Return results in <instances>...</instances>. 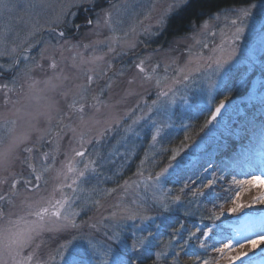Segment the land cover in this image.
I'll use <instances>...</instances> for the list:
<instances>
[{
    "label": "rangeland",
    "instance_id": "obj_1",
    "mask_svg": "<svg viewBox=\"0 0 264 264\" xmlns=\"http://www.w3.org/2000/svg\"><path fill=\"white\" fill-rule=\"evenodd\" d=\"M102 1L96 0L98 6L95 8L90 4L86 8H76L73 7L76 0H5L8 8H0V34L6 33L9 39L27 37L34 42H42L36 44L30 53L45 68V71L34 69L31 73L32 79L40 81L36 89H44L43 81L54 72L68 77L64 87L55 92H29L28 83L31 81L26 83L23 78L18 80L15 92L0 88V149L8 145L14 134L24 132L31 124L39 129L38 132H32L33 139L39 135L44 136L43 144L38 143L37 148L51 152L59 143L60 154L57 156V168H59L61 163L65 162V154L68 157L73 155L68 144L72 132L66 127L71 125L72 128H77V137L71 145L72 148L80 147L79 133L82 131L85 139L83 147L91 158L101 159V163L106 166L120 158L123 164L114 169L113 177L102 176L97 180L94 173H89L86 182L79 185L84 191L74 192L72 188H61V184L71 183L73 174H68L67 181L63 178L58 180L55 171L49 174V182L40 195L52 199L53 202L67 198L70 206L66 205L64 211L79 212L80 214L74 219L81 227L68 229L60 234L48 232L42 234L44 243L38 251V258L45 264H60L58 258L56 261L48 259L50 254L55 255L58 245L54 239L57 235L65 236L69 241L73 236L82 237L73 242V251H82L90 236L102 246L105 241V226L110 228L116 223L115 220L106 219L113 212L119 215L124 207L131 205L133 200L138 203L146 200L148 204H151L154 198L162 200L168 195V189L172 190L171 195L178 194L181 184L189 179L199 183V179L203 176L200 165L204 159H207L208 154L231 163L233 174L238 180H249L254 176L264 180V32L259 29L257 15L254 20L247 22L249 26L244 29L240 39L234 40L232 36L235 27L231 23L236 19L239 9L249 8L254 13H259L264 2L217 12L193 26L188 34L169 42L153 45L152 43L161 34L166 19L181 8L178 6V0H112L108 3ZM252 5L256 7L252 8ZM170 7L171 11H169ZM68 12L75 13V16L67 17L69 26L65 28L63 23L57 25L58 19L63 20L64 14ZM78 14L83 17L84 23L79 24V28H73L71 24H75ZM108 14L111 15V19L105 23ZM85 18L91 19L93 23L87 25ZM98 19L99 27L96 24ZM162 19L163 24L160 23ZM205 22L208 24V29L201 30L200 25ZM53 27H57L58 31L65 30L66 40L55 39V33L50 31ZM35 29L38 31H35L34 37H28V34ZM126 40L134 42L135 48L129 49ZM197 40L201 43H196ZM89 44L92 46L83 47ZM109 44L115 51L109 52ZM41 49L45 50V57H55L57 69H51L45 60L40 59ZM81 56L85 60L93 56H103L104 61H98L95 65L81 64ZM73 57L76 59L74 60ZM141 59L146 60L145 67L149 71L159 63L160 77L165 75L171 77L173 70L189 59H199L202 72L197 74L195 80L189 82L187 88L183 85L175 86L179 89L175 97L176 103L169 105L167 112L154 110L149 114L145 101L150 106L152 100L156 99L158 89L154 80L151 82L143 80V74L134 67ZM216 59L222 60V66L219 68L214 63ZM105 61L111 63L110 71L105 67ZM9 63L7 56L0 57V64L6 66ZM166 65L169 66L167 74L164 72ZM87 68H105L109 71L113 88L102 97L107 106H98L99 110L89 108L86 117L89 121L88 125L77 127L80 123L77 116L68 119L67 105L72 100V94L70 93L65 99L60 92L84 83L82 72ZM121 71L124 73L123 76L119 75ZM133 78H135L134 83L129 85L128 80ZM11 80L12 75L5 74V77L0 79V85L8 83L9 88H12ZM21 84H23L22 89ZM163 86H172L171 80ZM128 91L133 95H126ZM94 93L95 88L90 95ZM5 95L9 100L7 104H5ZM49 100L56 101L58 108V111L51 113L50 122L47 115H39L36 119H32L33 115L46 111ZM221 100L225 103V110L215 121L207 124ZM141 116L145 118L133 124V121ZM12 121H15V124ZM153 121L164 125L155 143L151 139L154 132ZM129 125L133 128L131 132L125 131ZM9 128L14 131L9 133ZM186 136L187 140H185ZM88 141L92 142L88 143ZM174 149L180 150L177 160H182V167L178 170H170L171 179L163 181L159 188L155 186L145 188L144 184L137 187L131 183L143 180L150 173L166 167ZM223 152L227 155L222 156ZM146 154L147 160H145ZM134 159L136 161L133 172L123 177L124 179L121 178V174L128 169V164ZM142 160H145L142 168L144 176L138 177L136 173L140 169ZM35 162L39 167L41 162L39 153ZM172 163L175 164L174 161ZM79 167L82 168L83 165ZM16 170H19V165ZM231 178L229 176V181ZM125 181H129L127 189L123 187ZM75 187L77 186L74 185L73 188ZM113 189L115 191H109ZM5 190L6 186H0V191ZM256 190L252 188V194H255ZM248 199L249 196L245 193L242 202H247ZM85 200H87L86 205ZM94 200H99L100 203L97 205L93 203ZM0 207H3L5 213L3 218H0V229L9 227L10 220L20 221L19 227L25 228L35 219L27 215L28 209L21 204L19 198L15 201V206L0 205ZM245 211L261 213L264 212V206L255 205ZM149 214L156 216L157 212L151 211ZM242 215L243 213H226L225 217H221V221H218L223 224L225 240L231 239L237 244L242 241L244 226L237 218ZM180 218L184 217L181 215ZM161 219L163 217L150 222L152 230H155V224H159ZM185 219L199 221V216ZM91 224H96L99 231L88 227ZM197 225L192 224L186 228L194 230ZM163 230L164 228H161L159 232ZM169 235L170 230H165L159 240L166 242ZM235 250L248 253L236 264H264V246L253 250L247 247ZM188 251H197L194 243L189 245ZM93 264H97L96 257H93Z\"/></svg>",
    "mask_w": 264,
    "mask_h": 264
},
{
    "label": "snow or ice",
    "instance_id": "obj_2",
    "mask_svg": "<svg viewBox=\"0 0 264 264\" xmlns=\"http://www.w3.org/2000/svg\"><path fill=\"white\" fill-rule=\"evenodd\" d=\"M89 4L92 8L98 6L96 0H76L73 7L86 8ZM178 6L187 7V0H182V2L178 0ZM255 7L256 5H252V8ZM0 8H8L5 0H0ZM169 11H171V7ZM257 15L259 16L257 21L259 29L264 32V5H261L259 13H254L249 8H242L237 11L236 19L231 21L235 27L232 38L234 40L240 39L244 29L249 26L247 22L254 20ZM68 16H75V13L68 12L64 14L63 20L58 19L57 25L63 23L67 28L69 26ZM110 19L111 15L108 14V20L105 23ZM85 23L91 25L93 21L85 18ZM160 23H164L163 19ZM96 24L99 27V19ZM71 27L79 28L80 26L72 23ZM200 27L201 30H207V22L200 25ZM35 31H38V29L29 33L28 37H34ZM50 31L55 33V39L66 40L67 33L65 30L58 31L57 27H53ZM125 36L127 37V33ZM39 43L42 42H34L33 39L27 37L24 39L18 37L9 39L6 33L0 34V57L7 56L10 60V63L6 66L0 64V79H3L5 74H11L13 85L12 88H9V84L4 83L0 85V88L15 92L20 78H23L26 83L31 81V83H28L29 92H55L57 89L64 87V82L68 77L62 73L57 74L54 72L52 76L43 81L44 89H36V85L40 81L32 79L31 73L34 69L45 71V68L30 53ZM125 43L129 49H134L136 46L134 42L128 40ZM196 43L199 44L201 41L197 40ZM51 46L55 47L54 45ZM91 46L90 44L83 45L85 48ZM203 46L206 47V45ZM108 50L109 52L115 51L110 44ZM188 51L191 54V48ZM40 59L45 60L51 69H57L58 65L55 57H45L44 49H41ZM73 59L76 58L73 57ZM98 61H104V57L93 56L88 60H85L82 56L80 57L81 64L95 65ZM223 62L226 63V61ZM173 63L176 62L173 61ZM214 63L217 68L222 66L221 59H216ZM145 64L146 60L141 59L134 67L139 73L143 74V80L148 82L154 80L158 89L156 99L152 100L150 106L145 101V107L148 108L149 114L154 110L167 112L168 106L176 103L175 97L179 89L175 86L183 85L187 88L189 82L195 80L197 74L202 72L199 59H189L182 66H177L171 77L167 75L160 77L158 75L159 63H156L150 71L146 69ZM105 67L110 71L112 65L110 62L105 61ZM208 67H211V65H208ZM109 71H106L105 68H87L82 72L84 83L76 84L73 88L60 92V95L65 99L70 93L72 94V100L67 105L68 119L71 120L73 116H77L80 122L77 127L88 125L89 121L86 117L89 108L99 110L98 106H107L102 97L113 88ZM168 71L169 66L166 65L164 67L165 74ZM119 75L123 76V71ZM134 79L128 80V84L134 83ZM169 80H171L172 86L164 87V83ZM20 88H23V84L20 85ZM94 88L95 93L90 95V93H93ZM126 95H133V93L128 91ZM8 102L7 95H5V104ZM137 108H139V105H137ZM224 108L225 103L221 100L207 124L215 121ZM53 111H58L57 102L49 100L46 104V111L33 115L32 119H36L39 115H47L50 122ZM141 111L143 110L141 109ZM144 118V116L138 117L136 121H133V124ZM61 122H63V116H61ZM12 123L15 124V121H12ZM152 123L154 132L151 139L155 143L161 135L164 125L157 124L156 121ZM66 127L72 132L68 144L73 155L68 157L65 154V162L61 163L59 168H57V156L60 154L59 143L51 152L37 148L38 143L43 144L44 136L39 135L33 139L32 132H38L39 129L31 124L24 132L14 134L8 145L0 149V173H4V175H0V186H6L5 191H0V205L15 206V201L19 198L21 204L28 209L27 215L35 217L25 228L19 227L20 221L10 220L9 227L0 229V264H45L44 261L38 258V251L44 243L42 234L45 232L60 234L68 229H79L81 227L76 224L74 219L75 216L80 214L79 212L67 213L64 211L65 206L69 205L67 198L53 202L52 199H46L40 195L49 182V174L53 171H55L58 180L63 178L64 181L69 179L68 174H73L71 183L61 184V188H72L76 192L84 191L79 185L86 182L89 173L97 172L98 165L102 166L101 159L91 158L87 150L84 149L85 139L82 131L79 133L80 147H71L77 137V128H72L71 125H66ZM13 131L11 128L8 129L9 133ZM125 131H133L132 126L129 125ZM187 139L186 136L185 140ZM91 142L88 141V143ZM37 153H39L41 161L39 167L35 162ZM96 155L99 157L98 153ZM178 156H180V150L174 149L170 162L166 167L161 168L158 172L150 173L143 180L131 183L137 187L144 184L145 188L152 186L159 188L163 181L171 179L170 170L181 169L182 160H177ZM76 158H79V160ZM147 159L146 154L145 160ZM145 160L141 161L140 169L136 173L138 177L144 176L142 168ZM173 161L175 164L172 163ZM81 164L83 165L82 168L79 167ZM17 165H19V170H16ZM200 167L203 176L199 179V183L190 179L184 181L178 189V194L171 195L172 190L168 189V195L162 200L154 198L151 204H148L146 200L139 203L133 200L131 205L124 207L119 215L113 212L106 219L115 220L116 223L110 228L105 226V241L102 246H99L95 238L90 236L82 251H73V242L82 237L73 236L72 240L69 241L67 237L57 235L54 242L58 246L55 249V255H49V261H56L58 258L60 264H93V257H96L97 264H181L180 258L183 253L188 255L191 264H236L237 261H241L243 257L248 255L245 251H236V248L244 249L247 247L249 250H253L264 246V212L245 211L246 209H252L255 205L264 206V180L255 176L249 180H238L233 174L234 169L231 163L210 154H208L207 159L203 160ZM229 176L232 177L230 181ZM74 185L77 187L73 188ZM128 186L129 181H125L123 187L127 189ZM252 188L257 189L255 194H252ZM245 193L248 194L249 199L247 202H242ZM76 199H80V197H76ZM84 203L86 205L87 200ZM93 203L98 205L100 201L94 200ZM151 211H156L157 215H150ZM226 213H243L242 216L237 217L244 226L242 241L239 244L231 239L225 240L224 238L223 224L222 222L218 223V221H221V217H225ZM4 214L3 207H0V218H3ZM181 215L184 218L198 215L199 224L195 226L194 230L187 229L185 223L180 219ZM161 217H163L161 222L155 224V230H152L150 222H154ZM129 222L131 223L129 224ZM88 227L99 231L96 224L88 225ZM161 228L170 230L169 239L166 242L158 239L159 229ZM50 239H53V237H50ZM60 240L65 242L60 243ZM193 243L197 251H193L189 255V245ZM100 257L103 258L100 259Z\"/></svg>",
    "mask_w": 264,
    "mask_h": 264
},
{
    "label": "trees",
    "instance_id": "obj_3",
    "mask_svg": "<svg viewBox=\"0 0 264 264\" xmlns=\"http://www.w3.org/2000/svg\"><path fill=\"white\" fill-rule=\"evenodd\" d=\"M112 0H103L102 2L108 3ZM264 2V0H188L187 7H181L176 12L171 14L165 22L161 34L158 39L155 40L153 45H159L162 42H169L174 39L180 38L188 34L193 26L200 24L209 16L228 9L240 8L251 5L253 3ZM83 17L78 14L75 19V24L79 25L84 23ZM135 159L128 164L127 170H125L120 176L121 178L128 176L133 172V166L135 165ZM163 164V163H162ZM123 166L121 159L113 160L110 164H102V166L97 167V172L94 176L97 180L102 176H112L114 174V169L116 167ZM160 168V167H159ZM158 169V168H155ZM124 179V178H123ZM185 223L187 227L190 225L199 224V221H192L190 219L180 218ZM165 229L159 232L158 239L164 234ZM168 231V230H167ZM163 240V239H162ZM193 252V251H192ZM189 255L191 251H188ZM181 264H191L188 259V255L181 254Z\"/></svg>",
    "mask_w": 264,
    "mask_h": 264
},
{
    "label": "water",
    "instance_id": "obj_4",
    "mask_svg": "<svg viewBox=\"0 0 264 264\" xmlns=\"http://www.w3.org/2000/svg\"><path fill=\"white\" fill-rule=\"evenodd\" d=\"M225 108H226V107H225ZM225 108L221 110V114H222V112L225 110ZM220 116H221V115H220ZM220 116H218V117H220ZM218 117H217V118H218Z\"/></svg>",
    "mask_w": 264,
    "mask_h": 264
},
{
    "label": "bare ground",
    "instance_id": "obj_5",
    "mask_svg": "<svg viewBox=\"0 0 264 264\" xmlns=\"http://www.w3.org/2000/svg\"><path fill=\"white\" fill-rule=\"evenodd\" d=\"M223 155H227V154H226L225 152H223V153H222V156H223Z\"/></svg>",
    "mask_w": 264,
    "mask_h": 264
}]
</instances>
